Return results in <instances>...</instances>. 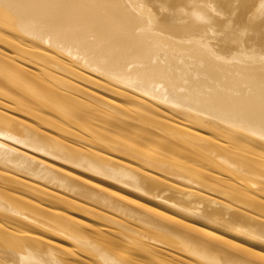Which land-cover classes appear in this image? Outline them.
Instances as JSON below:
<instances>
[{
  "label": "bare ground",
  "instance_id": "1",
  "mask_svg": "<svg viewBox=\"0 0 264 264\" xmlns=\"http://www.w3.org/2000/svg\"><path fill=\"white\" fill-rule=\"evenodd\" d=\"M58 155L114 175L121 190H140L148 204L125 202L158 224L197 230L218 248L264 262L243 246L264 251V0H0V264H94L85 255L142 264L145 254L188 263L154 248L156 236L204 264H249L169 230L155 231L148 245L149 232L133 234L127 218L103 212L106 223L92 225L76 217L78 208L94 210L48 187L77 191L62 178L69 171L52 163ZM17 186L38 202L16 195ZM20 224L63 235L72 248ZM140 239L146 246L137 243L136 252Z\"/></svg>",
  "mask_w": 264,
  "mask_h": 264
},
{
  "label": "rangeland",
  "instance_id": "2",
  "mask_svg": "<svg viewBox=\"0 0 264 264\" xmlns=\"http://www.w3.org/2000/svg\"><path fill=\"white\" fill-rule=\"evenodd\" d=\"M70 144V143H69ZM68 144V145H69ZM98 145V144H97ZM71 146H73V147H71ZM74 147H76V148H79V146H77V145H75L74 143H71L70 145H69V149L70 148H74ZM101 147V146H100ZM99 147V148H100ZM80 149V148H79ZM115 155L117 154V153H115V152H113ZM122 153H120V155H121ZM119 155V154H118ZM117 155V157H119ZM44 157H45V155H43ZM125 156V157H124ZM129 155H121V157L122 158H119V159H121L122 161H131L132 159L131 158H129L128 157ZM59 157V158H58ZM58 157H55L54 159H53V157H50L51 159H52V163H55V165H57L58 167H60V168H62V169H64V171H69L68 173H70L71 174V177H63L62 176V178L64 179L65 178V180H67L70 184H76V186L74 185L73 187H75V189L77 190V191H75V190H73L72 188V190L71 189H68V191H67V189L66 188H63V190L64 191H66V192H69V193H66V192H64L63 190H59V189H61L62 187H59V185L57 186V184H55V186H54V183L52 184V182H50L53 186H48V187H50L51 189H54L55 191H58L59 193H62V194H66V196H68V197H70V199L72 198V200H75V201H78V203H81V204H86V205H90V207L91 208H93V212H89V211H87L86 210V213H85V210H81L80 208H78V210L77 211H75V212H73V210H76V207H74V206H72V204H65V205H67L66 207L67 208H65V205L64 204H62V206H61V204L60 205H56V204H54V203H52L51 205L52 206H54L55 207V205H56V207L58 206H60V208H62V209H67L68 211H72L73 213H75L74 215L76 216V217H78V218H80V219H83V220H88V222L89 223H91L92 225H99V224H101V223H106V221H104L103 219H101V218H98V217H101V215H103L104 213H106V215H108V216H113L114 218H117V219H119V218H123L122 220L123 221H126V218H127V223H130V224H127L128 226H130V228H131V226L133 227L132 229H134L135 230V232L133 233V234H135V235H137L138 234V236L141 234V235H143L144 236V234L146 233H148L147 235H145L143 238H145L144 240L146 241L145 243L146 244H148V242H150L151 243V241H152V239H153V237H155L154 236V234H155V231H156V235H159V232H160V234L161 233H166L167 232V230H169V233L171 234V233H173V234H171V236H175V237H178V238H181V239H189V240H193V241H198L199 239H202L201 240V242L202 243H205L206 242V244H209V245H211L212 246V248H214V249H216V250H221L220 252H222V253H224L225 255H226V258H229V259H237V260H240V262H246V263H249V264H264V262H263V260L261 259L260 260V258L257 256V255H254V253H252L251 254V252L249 253V252H240V253H238V252H234V251H232V250H229V249H226V250H224V248L223 249H221V248H218V246H215L212 242H209V241H207V240H205V239H203V237H202V235H200L199 236V234H200V232H199V234H198V232H197V230L196 231H193V229H189V230H185L184 228H183V230L182 229H180L179 227L177 228V227H173L169 222V224L168 223H165L166 221L164 220V219H162V218H160V224H158L159 223V220H158V216H157V218H156V215H153L152 213H150V212H146L144 209H140L139 208V206H134L133 204H131V203H128V202H125L126 200H124L125 198V196L126 197H128V198H131V199H136V200H139V201H141V202H143V203H146V204H148L149 203V201L147 200V197H146V200H143V199H145L143 196H141V194H139V192H140V190H137V188H134L133 189V187H129V186H127V187H129L128 188V190H127V192H126V189H124V190H121L122 188H120L118 185H116V181L114 180V178L115 177H113L114 175H112V174H109V173H107L106 171H100L99 170V168H97V167H94V166H90V165H83V166H81V163L82 162H75V161H72V160H70V161H67V160H69L68 158H66V157H63V156H59L58 155ZM60 157H63L64 159H66V160H63L62 158H60ZM58 158V159H57ZM124 158V159H123ZM127 158V159H126ZM131 159V160H130ZM54 160H57V161H54ZM134 160V159H133ZM63 162L65 163V164H63ZM72 162V163H71ZM74 163V164H73ZM75 163H78V164H75ZM131 162H129V164H130ZM67 164V165H66ZM80 164V165H79ZM84 164V163H83ZM134 165V164H133ZM82 168H81V167ZM89 168H87V167ZM88 170H87V169ZM91 168V169H90ZM93 168H95V169H93ZM81 169V170H80ZM84 169V170H83ZM75 170V171H74ZM95 170V171H94ZM96 171H98V172H96ZM157 171V170H156ZM101 172V173H100ZM157 172H159L160 173V171H157ZM72 174H77L76 175V177L79 179V181L77 180V179H75L74 178V180H73V177H72ZM98 175V176H97ZM104 175V176H103ZM59 177H60V175H58ZM74 176V175H73ZM82 176V177H81ZM100 176H102V177H100ZM84 177V178H83ZM80 178L83 180V182H81L82 180H80ZM96 178V179H95ZM85 179V180H84ZM37 180V179H36ZM40 180V179H39ZM101 180V181H100ZM107 180V181H106ZM111 180V181H110ZM38 181V180H37ZM78 181V182H77ZM38 182H40V183H44L45 182V179H41L40 181H38ZM48 181H47V183H46V185L45 186H47V185H49L50 183H49ZM74 182V183H73ZM85 182V183H84ZM89 182H91L90 184H89ZM95 182V183H94ZM98 182V183H97ZM106 182H108V184L106 183ZM87 184V185H86ZM94 184V185H93ZM85 185V186H84ZM98 185H99V187H101V189H102V191L100 190L99 191V188H98ZM117 187V188H116ZM119 187V188H118ZM12 189H14L15 187H11ZM56 188V189H55ZM81 188V189H80ZM91 188V189H90ZM106 188L108 189V190H111V191H105V193L103 192V190H106ZM24 188H20V186L18 187H16L15 188V190H13V191H15L14 193H16V195H20V196H24V197H26V196H28V198H30L31 200H33V201H35V202H38V198H36L33 194H32V192H28L27 193V189H24ZM130 189H132L131 191L132 192H130L129 190ZM23 190V191H22ZM27 190V191H26ZM70 190V191H69ZM121 190V191H120ZM138 191V193H136V195H135V191ZM63 191V192H62ZM72 191V192H71ZM84 191V192H83ZM113 191H114V193H113ZM116 191V192H115ZM118 191V192H117ZM120 191V192H119ZM123 191V192H122ZM79 194V196H78V194ZM91 192V193H90ZM110 192H112L111 194H110ZM125 192V193H124ZM31 195H30V194ZM71 193V194H70ZM73 193V194H72ZM87 193H88V195H90V194H94V195H90V196H88L87 195ZM109 193V194H108ZM115 193H119V194H115ZM122 193V194H121ZM127 194V195H124V194ZM131 193H133V194H131ZM141 193V192H140ZM64 194V195H65ZM80 194H82L81 196H80ZM108 194V195H107ZM122 195V200H124L123 202L122 201H119L120 199H119V197ZM129 194H131V195H129ZM138 194V195H137ZM35 197V199H33L34 197ZM77 196V197H76ZM117 196H119L118 197V199H117ZM130 196V197H129ZM83 197H84V199H83ZM101 197V198H100ZM103 197V198H102ZM116 197V198H115ZM140 197V198H139ZM121 198V197H120ZM99 199H100V201H99ZM104 199H105V201H106V203H107V207H108V204H110V203H112V204H110V206H109V208L111 207V205H112V207H116L119 211H120V213L118 212V211H116L117 209H114V208H107L105 205H106V203H101V204H105L103 207L105 208V209H107V210H105L104 208H102L101 207V204H98V203H96V202H98L99 201V203L100 202H102V201H104ZM107 199V200H106ZM110 200V202L108 203V201ZM111 199H112V201H111ZM86 201V202H85ZM104 201V202H105ZM145 201V202H144ZM148 201V202H147ZM116 202V203H115ZM119 202V203H118ZM98 204V205H96V206H94V205H92V204ZM131 204V205H128V204ZM58 204V203H57ZM117 204V205H116ZM50 205V203L49 204H47V205H45L46 207H52ZM72 206V207H71ZM94 206V207H93ZM99 206V207H98ZM131 206V207H130ZM133 206V207H132ZM49 207V208H50ZM152 207H154V208H156V209H159V210H162V211H164V212H166L165 210H163V208H160V207H157V206H152ZM73 208V209H72ZM124 208V209H123ZM135 208H136V211H135ZM97 209V211L99 210L100 211V214H99V211H98V216H96V218H98L99 220H101V221H99L98 219H96L95 218V215L97 214V211H95ZM103 209V210H102ZM121 209H123V210H121ZM127 209V210H126ZM138 209V210H137ZM140 209V210H139ZM101 210H102V214H101ZM109 210H110V213H108L109 212ZM114 212V213H111L112 211ZM79 211H81L82 212V214H80L79 213ZM123 211H126V212H123ZM78 212V213H77ZM83 212H84V214L85 215H83ZM104 212V213H103ZM139 212V213H138ZM141 212H146V213H141ZM130 213V214H129ZM77 214H79V215H77ZM116 214V215H115ZM117 214H119V215H117ZM127 214V215H126ZM133 214V215H132ZM139 214V215H138ZM81 215V216H80ZM89 215H90V217H89ZM100 215V216H99ZM84 216V217H83ZM123 216V217H122ZM130 216H132V217H130ZM134 216H136V219H135V217ZM137 216H138V218H137ZM139 216H142L143 217V219H142V217L140 218ZM153 216V217H152ZM130 217V218H129ZM151 217V218H150ZM2 218V220H3V217L1 216L0 217V219ZM87 218V219H86ZM89 218V219H88ZM149 218V219H148ZM156 218V219H155ZM141 219H142V221H146V219H147V222L149 221V222H152V221H154V222H152V224L155 226V224H156V226H162L161 228H162V230H156V228H155V230H154V228H149L148 226L146 227V229L148 228V230H146L145 229V227L143 226V225H141L143 222L141 221ZM120 220V219H119ZM121 220V221H122ZM132 220V221H131ZM190 220H193V218L191 219H187L186 218V221H188L190 224L191 223H193V225H194V228H196V227H199L200 229L201 228H204V226H203V224H201L200 223V221H197V219H195V220H193V221H190ZM95 221V222H94ZM131 221V222H130ZM134 221V222H133ZM136 221V222H135ZM156 221V222H155ZM196 221V222H195ZM0 222H1V220H0ZM12 222H14V220L12 221ZM133 222V223H132ZM141 222V223H140ZM198 222V223H197ZM134 223H136V224H134ZM151 224V223H150ZM167 224L169 225V226H172V227H167ZM201 224V225H200ZM18 225H19V223H18ZM21 225V224H20ZM140 227H139V226ZM22 226V225H21ZM33 228H31V225L30 226H22L21 228L23 229V228H27V230L29 229H32L34 232L36 231V232H38V231H40V232H38V233H42L43 234V232H44V235H46V233H47V238L48 239H50V240H53V241H55V242H58V244L59 245H61V247L64 249L66 246L68 247V248H72L71 246H72V242L70 243V241L71 240H68V241H66V240H64V239H62V238H65L63 235H59V234H57L56 235V233H55V235L58 237V236H60V238H61V236H62V238H61V240H60V238H57V237H54V235H53V233L54 232H51L50 233V231H46V230H44V229H40V228H38V227H36L35 228V226H32ZM120 226H118V228H119ZM141 227H142V230H141ZM143 227H144V229H143ZM35 228V229H34ZM140 229V232H138V229ZM168 228V229H167ZM171 228V229H170ZM199 228H197V229H199ZM37 229H38V231H37ZM131 229V230H132ZM152 229V230H151ZM31 230V231H32ZM134 230H132V231H134ZM192 232H191V231ZM195 230V229H194ZM84 231H87V230H85L84 229ZM143 231H145L144 233H143ZM166 231V232H165ZM177 232V233H175V232ZM188 231V232H187ZM143 234H142V233ZM180 232V233H179ZM182 232V233H181ZM151 233V234H150ZM175 233V234H174ZM184 233V234H183ZM215 233H217V232H215ZM51 234V235H50ZM170 234H168V235H170ZM178 234V235H177ZM180 234V235H179ZM186 234V235H185ZM189 234H190V237H189ZM217 234H219V232L217 233ZM140 235V236H141ZM150 236H152V237H150ZM183 236V237H182ZM191 236L193 237V236H195V237H193V238H191ZM51 237V238H50ZM146 237H148V238H146ZM58 240H57V239ZM142 238V239H143ZM68 239V238H67ZM157 239V240H156ZM159 239V240H158ZM64 240V241H63ZM151 240V241H150ZM154 241H152L153 242V244L155 243V245H153V247L154 248H156V247H158L157 249H165L166 251H170V253L172 252L173 254L175 253V254H177L176 256H181V257H184L185 258V261L187 262L188 261V263H186V264H192V263H189V262H193L194 264H204V262L202 261V260H200V259H198V257H196L195 255L193 256L192 254H191V252H187V251H184V250H180L179 249V247H172L171 245H168V244H166L165 242H163V241H161L160 240V238H159V236L157 237H155V239H153ZM156 240V241H155ZM143 241V240H142ZM141 241V239L140 240H135L134 241V243H136V244H134V245H137L136 246V248H135V251H136V249H137V251L136 252H138V249H139V247H138V244H144L143 242ZM148 241V242H147ZM160 241H161V243H160ZM199 242H200V240H199ZM70 243V244H69ZM138 243V244H137ZM149 243V244H150ZM65 244V245H64ZM133 244V242H131L130 243V245L126 242L125 243V246H124V244H120V245H123V247H124V252H127V250L125 251V248H127V249H129V251L127 252L128 254H130V255H132L133 253L134 254H136L135 252H134V250H132V249H134V245H132ZM140 244V245H141ZM146 244H144L145 246H146ZM148 244V245H149ZM64 245V246H63ZM70 245V246H69ZM144 245L142 246H140V248L141 247H144ZM147 245V246H148ZM156 245H158V246H156ZM162 247H161V246ZM118 246V250H120V247H119V245H117ZM130 246H131V248H130ZM156 246V247H155ZM163 246H165V247H163ZM243 246H245V247H247L248 249H250V250H253L254 252H257V254H264V253H262V252H264L263 250H261V249H259L255 244H253V245H250V244H243ZM66 247V248H67ZM123 247H121V249L123 250ZM133 247V248H132ZM138 247V248H137ZM161 247V248H160ZM166 247L167 248H169L170 250H168V249H166ZM117 248V247H116ZM145 248V247H144ZM140 250V249H139ZM142 250V249H141ZM58 251H60V253L59 252H57V254H61V252H62V256H64V252H63V250H59L58 249ZM121 251V250H120ZM131 251H132V254H131ZM177 251V252H176ZM232 252H234V253H232ZM171 253V254H172ZM134 254L132 255V256H134ZM138 254V253H137ZM145 254V253H144ZM85 255V254H84ZM140 255V257L142 256V254H139ZM138 255V256H139ZM87 256V257H86ZM157 256V257H156ZM178 256V257H179ZM84 257V256H83ZM86 257V258H85ZM85 257H84V259H87L90 263L91 262H93L94 264H97L96 262H98L95 258H92L93 259V261H91L92 259H90L91 258V255L90 256H88V255H85ZM93 257V256H92ZM139 257V258H140ZM142 257H144V255L142 256ZM141 257V258H142ZM145 257H146V259H148V257L150 258L151 257V259H148V260H146L145 259ZM145 257L142 259V261H141V263L142 264H144V263H146L147 264V261L149 262V263H152L153 261L154 262H156V261H160V259L162 260V259H164V258H160L161 256L160 255H153V254H151V255H148V254H145ZM162 257H163V255H162ZM180 257V258H181ZM141 258H140V260H141ZM159 260H158V259ZM94 259L96 260L95 262H94ZM146 262H145V261ZM166 259H164V261H165ZM69 261L70 262H75L73 259H69ZM139 261V260H138ZM144 261V262H143ZM167 261V260H166ZM165 261V262H166ZM82 262H84L83 260H82ZM100 263V262H99ZM157 263V262H156ZM160 263V262H159ZM75 264H82L81 263V261L80 262H75ZM158 264V263H157Z\"/></svg>",
  "mask_w": 264,
  "mask_h": 264
}]
</instances>
